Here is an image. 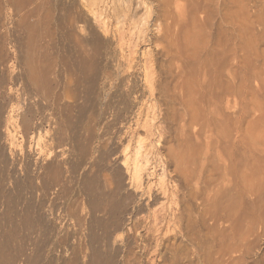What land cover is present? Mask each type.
<instances>
[{
    "label": "rangeland",
    "instance_id": "rangeland-1",
    "mask_svg": "<svg viewBox=\"0 0 264 264\" xmlns=\"http://www.w3.org/2000/svg\"><path fill=\"white\" fill-rule=\"evenodd\" d=\"M93 1L0 0V264H264L263 228L246 261L224 256L218 236L201 251L180 233L175 240L166 221L186 203L182 189L174 204L171 194L179 178L170 157L188 144L181 73L154 43L163 55L148 99L142 67H129L118 38L93 21ZM127 1L140 18L144 6ZM142 105L154 114L147 121ZM140 147L148 163L137 180Z\"/></svg>",
    "mask_w": 264,
    "mask_h": 264
},
{
    "label": "bare ground",
    "instance_id": "bare-ground-1",
    "mask_svg": "<svg viewBox=\"0 0 264 264\" xmlns=\"http://www.w3.org/2000/svg\"><path fill=\"white\" fill-rule=\"evenodd\" d=\"M248 1L252 8L244 0H156L154 7L139 0L144 6L140 18L131 14L127 0H94L91 6L93 21L104 34L118 38L129 67L135 62L142 67L148 99L157 92L159 54L181 73L178 86L185 92L188 144L185 152L170 157L175 180L179 178L171 194L174 204L182 189L186 203L184 215L171 212L168 229L175 240L180 233L200 251L208 247V238L218 236L224 256L240 254L242 259L252 247L249 238L264 229V0ZM249 8L254 10L250 13ZM191 61L202 62L195 83ZM138 116L147 121L154 114L142 105ZM10 117L4 136L11 149L15 132ZM141 147L133 163L137 180L146 174L148 163ZM196 223L202 235L191 233Z\"/></svg>",
    "mask_w": 264,
    "mask_h": 264
}]
</instances>
